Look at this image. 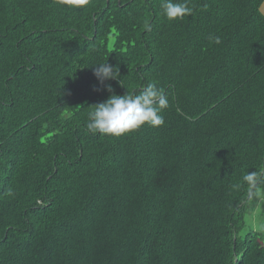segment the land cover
I'll use <instances>...</instances> for the list:
<instances>
[{"label":"trees","instance_id":"1","mask_svg":"<svg viewBox=\"0 0 264 264\" xmlns=\"http://www.w3.org/2000/svg\"><path fill=\"white\" fill-rule=\"evenodd\" d=\"M160 3L0 0V264H264L231 187L264 172V0H191L175 22ZM149 82L163 126L87 133L106 85Z\"/></svg>","mask_w":264,"mask_h":264},{"label":"clouds","instance_id":"2","mask_svg":"<svg viewBox=\"0 0 264 264\" xmlns=\"http://www.w3.org/2000/svg\"><path fill=\"white\" fill-rule=\"evenodd\" d=\"M60 2L66 3L67 0H60ZM88 2L89 0H79L81 5ZM160 8L162 16L168 22L183 20L194 14L191 0H161ZM209 42L220 45L222 40L217 35H210ZM91 68L100 84L115 80L122 85L118 66L113 67L107 61H103ZM106 90L111 95L105 101L87 108L86 131L88 134L119 138L137 132L145 126L159 128L164 125L162 113L169 107V97L156 82H149L138 92L127 91L124 95H116L110 84L106 85ZM262 182H264V172H246L242 175L240 182L231 187L239 191L246 186V196L249 201L264 200V193L260 190ZM6 194L13 196L14 192L9 188Z\"/></svg>","mask_w":264,"mask_h":264},{"label":"rangeland","instance_id":"3","mask_svg":"<svg viewBox=\"0 0 264 264\" xmlns=\"http://www.w3.org/2000/svg\"><path fill=\"white\" fill-rule=\"evenodd\" d=\"M261 192L264 193V190ZM251 230L264 233V200L254 199L250 204L246 214V226L241 235H245Z\"/></svg>","mask_w":264,"mask_h":264}]
</instances>
